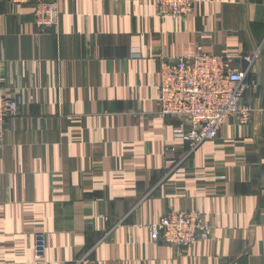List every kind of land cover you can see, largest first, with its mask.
<instances>
[{"label": "crops", "instance_id": "0c3cea01", "mask_svg": "<svg viewBox=\"0 0 264 264\" xmlns=\"http://www.w3.org/2000/svg\"><path fill=\"white\" fill-rule=\"evenodd\" d=\"M58 2L59 25L38 31L33 4L0 0V77L20 103L0 141V264H264V55L250 122L229 119L190 157L179 120L158 114L164 62L202 48L247 67L264 0H199L164 22L156 0ZM177 211L201 213L212 238L154 241Z\"/></svg>", "mask_w": 264, "mask_h": 264}, {"label": "built area", "instance_id": "2783aa9c", "mask_svg": "<svg viewBox=\"0 0 264 264\" xmlns=\"http://www.w3.org/2000/svg\"><path fill=\"white\" fill-rule=\"evenodd\" d=\"M12 5H34L35 26L38 31L57 27L60 21L58 0H9ZM199 0H156L161 21L188 20ZM264 55V44L243 60V70L233 67L232 56H218L198 48L186 52L181 58L162 64L159 89V116L179 120L174 129L176 139L188 143L185 157H190L204 142L219 136L229 119L238 124L250 122L254 108L246 101L249 85L247 74ZM0 77V141L4 137L6 122L19 113V99L2 86ZM168 163L174 164L173 160ZM182 164L175 163V169ZM174 169V170H175ZM152 239L178 247H191L198 241L210 240L213 229L201 213L177 211L164 216L151 227ZM47 252V237L43 232L34 236V259L41 263ZM76 264H85V259Z\"/></svg>", "mask_w": 264, "mask_h": 264}]
</instances>
